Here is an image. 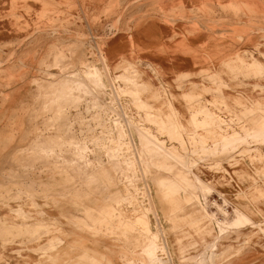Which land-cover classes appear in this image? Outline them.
I'll list each match as a JSON object with an SVG mask.
<instances>
[{
    "label": "rangeland",
    "instance_id": "374dc122",
    "mask_svg": "<svg viewBox=\"0 0 264 264\" xmlns=\"http://www.w3.org/2000/svg\"><path fill=\"white\" fill-rule=\"evenodd\" d=\"M151 18L190 67L146 58ZM150 234L153 264H264V0H0V264H148Z\"/></svg>",
    "mask_w": 264,
    "mask_h": 264
},
{
    "label": "crops",
    "instance_id": "0c3cea01",
    "mask_svg": "<svg viewBox=\"0 0 264 264\" xmlns=\"http://www.w3.org/2000/svg\"><path fill=\"white\" fill-rule=\"evenodd\" d=\"M179 26H177L178 32ZM173 30L167 26L164 25L161 21L155 18L148 19L138 25L134 31H133V38L135 43L140 46L141 48L146 50V58L150 61V63L157 64L163 71L169 72V71H180L183 69H186L187 67H190L192 64L191 58L182 52L180 50H174V43L171 41H168L170 37H172ZM179 39V36L175 37V40ZM193 44H196L195 41H193ZM113 45H115L114 52L108 51L110 58H117L118 55L125 53L128 50L129 42L128 39L124 36H119L114 41ZM163 46L169 47L170 49L164 52H161L159 49ZM160 202L155 201V210L158 213V209L161 210V217H166L165 212L166 209L164 208H157V205ZM173 210H177L176 208ZM169 209V210H171ZM168 216V214H167ZM172 218L169 215V220L171 219H185L189 220L190 216L188 215H177L176 213L174 215H171ZM168 218V217H167ZM165 221H167L165 219ZM62 231L64 233H67L66 230ZM72 233V230L69 231ZM95 259L98 262H104L105 264H111L112 263V257L110 255H105L103 253H100L99 251H95L94 253Z\"/></svg>",
    "mask_w": 264,
    "mask_h": 264
},
{
    "label": "bare ground",
    "instance_id": "6f19581e",
    "mask_svg": "<svg viewBox=\"0 0 264 264\" xmlns=\"http://www.w3.org/2000/svg\"><path fill=\"white\" fill-rule=\"evenodd\" d=\"M53 31H55V30H53ZM92 48V47H91ZM90 49V48H89ZM96 50V49H95ZM91 52V51H90ZM92 54V53H91ZM93 56V55H92ZM92 56H91V59H92ZM98 58V57H97ZM90 59V60H91ZM93 61V60H92ZM102 64H103V71H106V69H105V62H104V59H102ZM121 76V75H120ZM88 77V76H87ZM122 78H124L123 76H121ZM121 77H117V78H119V80H120V78ZM126 78H124V80H125ZM113 80H115V81H117L116 80V78L114 77L113 78ZM122 80V79H121ZM123 80V81H124ZM127 80V79H126ZM125 80V81H126ZM110 81L111 80H108V82L110 83ZM129 84L130 83H132V81L130 80V79H128V81H127ZM106 86V85H105ZM106 88L104 87L103 88V90H105ZM117 89V90H116ZM101 91H102V89H101ZM120 91H122V92H124L125 91V86L124 87H122L121 85H119L117 88H115V90L113 91L114 93H116L117 92V94L119 95V92ZM103 92V91H102ZM98 95H100V93H98ZM102 95V94H101ZM107 95V94H106ZM113 95V94H112ZM114 96V95H113ZM120 96V95H119ZM101 97V96H100ZM104 97V96H103ZM102 97V98H103ZM114 98H115V96H114ZM100 101V100H99ZM111 105V104H110ZM108 107V106H107ZM110 107V106H109ZM123 107V106H122ZM100 108L103 110V108L104 107H102V106H100ZM125 108V107H124ZM123 109V108H122ZM125 111V110H124ZM123 112V111H122ZM113 113V112H112ZM122 114V113H121ZM126 115V114H125ZM127 118V117H126ZM156 118V117H155ZM130 120V119H129ZM127 121V120H126ZM116 122V124H114L115 126H117V125H119L117 122H119V121H115ZM130 122V121H129ZM125 123V122H124ZM127 123V122H126ZM125 123V124H126ZM130 124L132 125L133 124V122H130ZM130 124H128L127 123V125H130ZM126 127V126H125ZM117 129H118V126H117ZM260 130H258V129H255V128H251L250 129V131H248L247 133H245V135L246 136H251V137H253V138H256V137H258V132H259ZM139 135V134H138ZM116 137H117V135H116ZM140 137L144 140L143 141V145H148L149 143H151V144H153V143H155V141L157 142V143H160L159 141H157L156 140V138H154L153 136H148V134H146V135H143V136H141L140 135ZM96 139H99V140H102V141H105V140H108V139H110V137L109 138H94V140H96ZM155 140V141H154ZM244 140V138L239 134V133H237V132H235V133H233V134H229L228 136H226V135H224L222 138H220V140L218 141H216L215 142V144H217V145H221L222 146V148H224V150L225 149H227L229 146H231V145H234L233 143H235V142H241V141H243ZM148 143V144H147ZM147 147V146H146ZM153 147H154V145H153ZM206 189V188H205ZM143 220V219H142ZM244 220H246V217H244L243 215H240V216H238V218H237V222L238 223H240L241 221H244ZM144 222H146V221H144ZM148 224V222H146L144 225H147ZM144 231H146L147 229L145 228V229H143ZM218 231L220 232V234L222 233L221 231H222V229H221V227L220 226H218ZM151 232V231H150ZM154 239H156V235H154V234H150V235H148L147 236V242H149L150 244H151V247H150V249H149V251H147L146 252V256H145V263H148V264H153L154 262H158V263H162V261H159L158 260V257H156V252L157 251H155L156 250V245H155V243H154ZM212 247H214V246H212ZM145 253V252H144ZM143 254V253H142ZM144 262V261H143ZM129 263L131 264V261L129 260ZM142 264H144V263H142Z\"/></svg>",
    "mask_w": 264,
    "mask_h": 264
},
{
    "label": "built area",
    "instance_id": "2783aa9c",
    "mask_svg": "<svg viewBox=\"0 0 264 264\" xmlns=\"http://www.w3.org/2000/svg\"><path fill=\"white\" fill-rule=\"evenodd\" d=\"M96 55H98V64L100 65H102L101 67H103V64H102V55H101V53L100 52H97L96 53ZM89 56H90V54H89ZM111 82V81H110ZM113 86H114V83H108V86H106L105 88V91H108V92H106L107 93V103H111L112 101H113V103H112V109L110 110V112H113L114 114H112V116H110V119L112 120V122L114 123V121L115 120H119V121H121L120 120V118H121V116L123 117V119H125L127 116H130L129 114H128V112H127V115L125 116V114H124V112H122V114L120 115V113L117 111V108H119L120 109V111H121V109H122V106H121V102L119 101V99L117 98H113V96L111 95L113 92V90H115V88H113ZM111 108V107H110ZM123 110V109H122ZM116 113L118 114V115H116ZM112 117V118H111ZM131 117V116H130ZM141 195V194H140ZM142 196V195H141Z\"/></svg>",
    "mask_w": 264,
    "mask_h": 264
}]
</instances>
